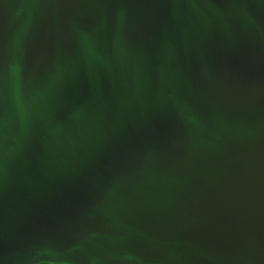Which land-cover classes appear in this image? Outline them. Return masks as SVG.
<instances>
[{
  "label": "water",
  "instance_id": "water-1",
  "mask_svg": "<svg viewBox=\"0 0 264 264\" xmlns=\"http://www.w3.org/2000/svg\"><path fill=\"white\" fill-rule=\"evenodd\" d=\"M0 264H264V0H0Z\"/></svg>",
  "mask_w": 264,
  "mask_h": 264
}]
</instances>
